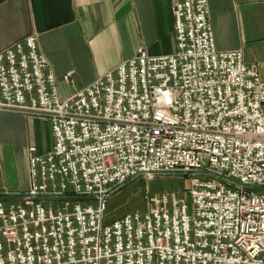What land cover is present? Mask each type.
<instances>
[{"label": "built area", "instance_id": "obj_1", "mask_svg": "<svg viewBox=\"0 0 264 264\" xmlns=\"http://www.w3.org/2000/svg\"><path fill=\"white\" fill-rule=\"evenodd\" d=\"M171 11L174 52L139 46L63 99L37 34L0 50V111L47 119L53 135L46 154L28 146L25 196L0 201V264H264V62L215 47L208 0ZM194 170L236 186L192 176L104 223L118 183Z\"/></svg>", "mask_w": 264, "mask_h": 264}, {"label": "crops", "instance_id": "obj_2", "mask_svg": "<svg viewBox=\"0 0 264 264\" xmlns=\"http://www.w3.org/2000/svg\"><path fill=\"white\" fill-rule=\"evenodd\" d=\"M178 0H0V50L27 34L50 61L59 93L72 94L143 46L175 51L172 4ZM218 50L240 49L264 62V0H208ZM72 70L71 81L62 80ZM50 122L0 111V195L18 200L30 187L29 148L53 147Z\"/></svg>", "mask_w": 264, "mask_h": 264}, {"label": "rangeland", "instance_id": "obj_3", "mask_svg": "<svg viewBox=\"0 0 264 264\" xmlns=\"http://www.w3.org/2000/svg\"><path fill=\"white\" fill-rule=\"evenodd\" d=\"M60 97L63 99L66 96L64 93L60 92ZM195 176L200 179H219L220 181L226 183L228 186L235 187V183L229 182L225 178L214 175L209 172L202 173H193L187 172L183 173L181 171H172V172H157L152 176H147L145 174H138L136 176L128 178L121 185L115 187L111 192L110 196L106 201L107 209L104 212V223H110L114 220V218L120 217L125 213H129V211L138 210L139 212H143L146 203L145 196L147 193L150 194H161V193H175L178 196L183 194L187 190V185L189 183L190 177ZM247 189H252L254 191H258L261 189L253 186H246ZM72 187L69 185L67 187V192H70ZM75 198L82 199L80 200L81 205H85V203H92L91 200H87L86 195H74ZM51 199L54 202H61L63 199L67 198L66 196H55V197H45L40 196L39 199ZM87 198L92 199L93 196H87ZM0 201L6 206L11 201H13L12 196H4L0 195Z\"/></svg>", "mask_w": 264, "mask_h": 264}, {"label": "water", "instance_id": "obj_4", "mask_svg": "<svg viewBox=\"0 0 264 264\" xmlns=\"http://www.w3.org/2000/svg\"><path fill=\"white\" fill-rule=\"evenodd\" d=\"M158 172H163V171H158ZM203 172V170L202 171H198V170H194L193 171V173H202ZM210 173H212V174H214V175H218V176H221V177H223V178H225V179H228L225 175H223V174H220V173H218V172H213V171H210ZM234 181V180H233ZM234 182H236V181H234ZM122 183H118L117 185H115L114 186V188L115 187H117V186H119V185H121Z\"/></svg>", "mask_w": 264, "mask_h": 264}]
</instances>
